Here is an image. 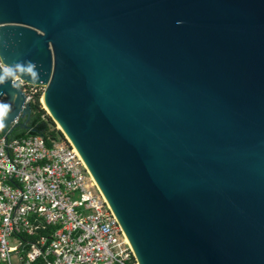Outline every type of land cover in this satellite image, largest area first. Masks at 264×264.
<instances>
[{
  "label": "water",
  "instance_id": "obj_1",
  "mask_svg": "<svg viewBox=\"0 0 264 264\" xmlns=\"http://www.w3.org/2000/svg\"><path fill=\"white\" fill-rule=\"evenodd\" d=\"M0 56L36 63L138 264H264V0H0ZM12 90L0 131H33Z\"/></svg>",
  "mask_w": 264,
  "mask_h": 264
},
{
  "label": "built area",
  "instance_id": "obj_2",
  "mask_svg": "<svg viewBox=\"0 0 264 264\" xmlns=\"http://www.w3.org/2000/svg\"><path fill=\"white\" fill-rule=\"evenodd\" d=\"M19 89L41 105L44 85ZM13 132L0 131V264H138L65 133Z\"/></svg>",
  "mask_w": 264,
  "mask_h": 264
},
{
  "label": "clouds",
  "instance_id": "obj_3",
  "mask_svg": "<svg viewBox=\"0 0 264 264\" xmlns=\"http://www.w3.org/2000/svg\"><path fill=\"white\" fill-rule=\"evenodd\" d=\"M4 59L3 56H0V86L9 84L12 90L18 88L21 82L37 83L40 80V72L33 61H14L11 64H6ZM19 99L18 92L12 90L6 101L0 100V130L7 126V121L13 112V106Z\"/></svg>",
  "mask_w": 264,
  "mask_h": 264
},
{
  "label": "trees",
  "instance_id": "obj_4",
  "mask_svg": "<svg viewBox=\"0 0 264 264\" xmlns=\"http://www.w3.org/2000/svg\"><path fill=\"white\" fill-rule=\"evenodd\" d=\"M31 107L33 110L37 109V111L40 112V115H41V113H43V110L39 106V101H37L36 98H35L34 103L31 104ZM40 115H36L31 121L30 127H31V129H33L34 132H41V131L49 130L50 135L53 137H56L57 133H59V134L61 133V132H59L60 130H57L55 128H53V129L52 128L50 129V127L48 128L46 122L44 121V118L40 117ZM13 134L15 136L23 135L24 130L14 131Z\"/></svg>",
  "mask_w": 264,
  "mask_h": 264
},
{
  "label": "rangeland",
  "instance_id": "obj_5",
  "mask_svg": "<svg viewBox=\"0 0 264 264\" xmlns=\"http://www.w3.org/2000/svg\"><path fill=\"white\" fill-rule=\"evenodd\" d=\"M43 97V96H42ZM1 100V99H0ZM41 104V103H40ZM43 104V103H42ZM41 106V105H40ZM42 110H43V113H41V115H43V118H44V121L46 122L47 124V127L50 129L52 128H55L57 130H60L58 128V123L54 122L52 119H51V116L49 115V112L45 109L44 105L43 107L41 106L40 107ZM39 108V109H40ZM33 115L36 116V115H40V112L37 111L36 109H34V112H33ZM59 132H62V130H60ZM61 134V133H60ZM63 134V133H62Z\"/></svg>",
  "mask_w": 264,
  "mask_h": 264
},
{
  "label": "bare ground",
  "instance_id": "obj_6",
  "mask_svg": "<svg viewBox=\"0 0 264 264\" xmlns=\"http://www.w3.org/2000/svg\"><path fill=\"white\" fill-rule=\"evenodd\" d=\"M42 96H43V94H42ZM42 96H41V98H40L41 106L43 107V105H44L45 109H46L49 113H51L50 110L48 109V107H47L45 101H44V98H43ZM42 103H43V104H42ZM58 128H59L60 130H62V128L60 127L59 124H58ZM125 240L128 242V240L126 239V237H125Z\"/></svg>",
  "mask_w": 264,
  "mask_h": 264
}]
</instances>
